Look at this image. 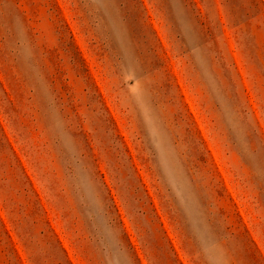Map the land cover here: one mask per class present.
<instances>
[{
    "label": "rangeland",
    "instance_id": "374dc122",
    "mask_svg": "<svg viewBox=\"0 0 264 264\" xmlns=\"http://www.w3.org/2000/svg\"><path fill=\"white\" fill-rule=\"evenodd\" d=\"M0 264H264V0H0Z\"/></svg>",
    "mask_w": 264,
    "mask_h": 264
}]
</instances>
